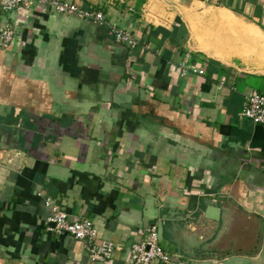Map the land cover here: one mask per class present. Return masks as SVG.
<instances>
[{"label": "crops", "instance_id": "1", "mask_svg": "<svg viewBox=\"0 0 264 264\" xmlns=\"http://www.w3.org/2000/svg\"><path fill=\"white\" fill-rule=\"evenodd\" d=\"M71 1L139 47L0 10L18 26L0 38V264H97L47 231V198L120 245L105 264L155 225L172 264H264V126L241 116L264 94V0Z\"/></svg>", "mask_w": 264, "mask_h": 264}, {"label": "built area", "instance_id": "2", "mask_svg": "<svg viewBox=\"0 0 264 264\" xmlns=\"http://www.w3.org/2000/svg\"><path fill=\"white\" fill-rule=\"evenodd\" d=\"M47 8L61 15L76 16L86 21L94 22L108 27L118 44L131 50L139 47L138 40L130 32L122 30L117 24L107 21L102 11L84 10L71 0H0V10L3 13H14L30 10L34 6ZM18 26L11 20L0 15V38L5 47L15 43ZM200 73L192 67H184L183 74L188 72ZM241 116L251 120L256 125L264 126V94L253 92L247 97ZM43 195L42 193L39 195ZM45 206L52 210V216L48 220L47 231L51 235L69 236L76 241L84 243L90 260L97 264H105L112 260L120 245L112 241H104L96 244L98 233L95 225L90 220L71 221L64 208L53 204L52 199L47 198ZM126 264H172V256L165 252L161 246L158 227L150 226L145 230L143 241L135 243L127 251Z\"/></svg>", "mask_w": 264, "mask_h": 264}]
</instances>
